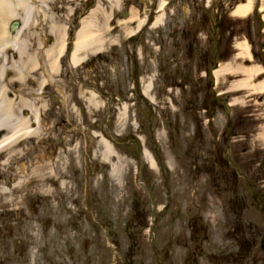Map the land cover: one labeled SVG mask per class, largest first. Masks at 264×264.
Wrapping results in <instances>:
<instances>
[{
	"label": "rangeland",
	"instance_id": "1",
	"mask_svg": "<svg viewBox=\"0 0 264 264\" xmlns=\"http://www.w3.org/2000/svg\"><path fill=\"white\" fill-rule=\"evenodd\" d=\"M239 2L51 0L44 17L36 15L41 26L29 40L51 46L54 28L69 33L58 70L47 66L52 79H40L48 85L37 90L45 112L59 109V147L46 153L59 155L63 178L52 199L29 198L19 214L0 209V261L229 264L219 254L236 248L225 226L232 217L223 200L231 198L250 207L254 261H262L264 210L247 199L252 190L264 197V96L230 92L242 74L226 75L217 89L211 76L218 64L245 69L264 61L263 0L254 1L245 21L231 14ZM79 20L89 22L99 45L86 47L74 67L70 34ZM242 41L254 62L236 56ZM90 95L97 107L88 108ZM56 119L43 121L54 127ZM225 151L220 174L213 162Z\"/></svg>",
	"mask_w": 264,
	"mask_h": 264
},
{
	"label": "bare ground",
	"instance_id": "2",
	"mask_svg": "<svg viewBox=\"0 0 264 264\" xmlns=\"http://www.w3.org/2000/svg\"><path fill=\"white\" fill-rule=\"evenodd\" d=\"M33 1L0 0V48H2L0 52H3L4 49L12 50L5 60L7 63H12L16 85L26 87L27 83H30L33 89V91L23 93L24 99L18 104H14V100L10 101L6 88L0 90V209L5 214L22 213L24 211L22 205L29 198L49 200L50 197L52 199L53 195L58 194L59 180L63 178L59 166V155L56 159H50L46 153L59 147V109H57V113L55 111L51 113L48 110L45 112L48 103L42 102L43 104L40 105L42 95L37 90L45 89L48 85L47 82L40 81V79H52L51 75L48 76L47 66H50V69L55 72L59 67L57 64L59 55L63 54L65 48L62 40L68 39L64 33L65 27L57 26L53 29V37H56L52 46L44 45L40 40L38 42L35 39L33 41L20 39L18 35L11 37L5 29L6 22L14 19L23 22V29H32L36 15L41 14L44 17L43 11L51 0H35L37 8L32 4ZM163 5L159 7V10H162ZM253 5L254 0H240L239 5L232 10L231 14L235 18L245 21L252 14ZM158 21L161 22V20H157L155 26L159 23ZM97 39L98 37L91 30L89 22H82L71 54L70 64L74 67L79 66L83 60L82 52L89 46L95 50L99 45ZM235 48L236 56L246 57L253 62L246 41L237 43ZM14 54H16V58L11 62L10 56ZM0 58H2L1 54ZM39 58H41V62L38 60ZM214 74L218 82L224 80L226 75L242 74L243 79L229 86L230 92L245 90L249 94L264 95V69L257 64H252L245 69L234 68L231 64H223L214 71ZM143 92L144 95H148V88L145 87ZM21 93L19 90L16 94ZM25 96H30L29 102ZM236 103L237 101L234 99L231 105ZM86 104L88 108L94 107L96 105L95 96L90 95ZM46 113L47 117H45ZM55 114L58 117L54 123L56 126L49 127V123L45 124L47 118L49 115ZM105 148L107 152H111L109 146L106 145ZM146 156V158L149 157L147 154ZM105 160L110 161V155H105ZM149 162L151 165L153 164L151 159Z\"/></svg>",
	"mask_w": 264,
	"mask_h": 264
},
{
	"label": "flooded vegetation",
	"instance_id": "3",
	"mask_svg": "<svg viewBox=\"0 0 264 264\" xmlns=\"http://www.w3.org/2000/svg\"><path fill=\"white\" fill-rule=\"evenodd\" d=\"M39 26H41L39 24V22H36L32 29H36ZM5 29L7 30L8 35H10L11 37L12 36L15 37L16 35H18V37H20V39H28V40H29L28 36L31 35L30 31L32 30V29L28 30L26 28L23 29V22L22 21L16 22L13 20L6 22ZM27 34H28V36H27ZM45 43H46V45H48V42H46V40H45ZM51 46H52V43H51ZM0 50H2V48H0ZM11 52H12V50H9V49H4L3 52H0V54L2 56V58H0V90H2L3 88H6L10 101L14 100V104H18V103H20L21 100L24 99L22 94L27 93V91H30L32 86L30 83H27L26 87H21V86L18 87L16 85L15 75H13L14 70L12 69V67H13L12 63H7L5 60V58L8 57V55H10ZM10 57H11L10 61L12 62L13 60H15L16 54H14ZM38 60L40 62L42 61L41 58H39ZM30 78H31V76H30ZM19 90L22 93L18 95L16 93H18ZM16 95L18 98L16 97ZM25 98L28 102L30 101V99L27 98V96H25ZM214 151L217 152V150H214ZM219 152H220V150H219ZM204 154L206 155V153L205 152L202 153V157L205 159L203 166L209 164L208 157L205 156ZM216 160L220 164H218L216 166H213V165L212 166L215 168V170H217L218 168L222 170L223 165H224L222 154L219 155L218 157H216ZM211 163H212V161H211ZM212 166H209V169ZM206 168H208V166H205L204 168H202V170H204ZM236 178L237 177H234V180ZM236 187H237V185H236ZM248 201L250 203H253V202L255 203L256 199L254 198V195H251L249 197ZM201 202H202V199L200 200V203ZM238 202H239L238 199L237 200L232 199V202L230 203L231 210L235 212L234 220L236 221V225L233 228V230H234L233 231L234 244H236V248H235V251L233 252V261L230 264H264V252H262L261 249H260V251L263 254L262 261L261 262L260 261H258V262L254 261V255L256 256V250H257V244H256V240H255L256 231H255L254 226L252 229V227H251L252 223L249 221L248 218L247 219H248L249 223H247V229H245L244 223H243V218L245 216V212L248 213L250 207L249 206L245 207L241 211L236 210V208H239ZM234 206H235V208H234ZM188 217H189L190 222L194 221V219H192L193 215H192V212L190 211V209H189ZM19 256H21V253L19 254ZM19 259H20V257H19ZM0 264H8V263L6 261H0ZM81 264H86V263L81 262Z\"/></svg>",
	"mask_w": 264,
	"mask_h": 264
}]
</instances>
